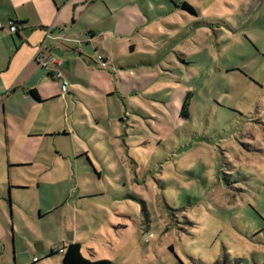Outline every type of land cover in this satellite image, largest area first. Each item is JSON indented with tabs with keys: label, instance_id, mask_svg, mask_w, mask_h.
I'll return each mask as SVG.
<instances>
[{
	"label": "rangeland",
	"instance_id": "obj_1",
	"mask_svg": "<svg viewBox=\"0 0 264 264\" xmlns=\"http://www.w3.org/2000/svg\"><path fill=\"white\" fill-rule=\"evenodd\" d=\"M95 8L70 106L44 107L60 133L28 138L43 166L10 189L9 264L76 242L110 264H264V0Z\"/></svg>",
	"mask_w": 264,
	"mask_h": 264
},
{
	"label": "crops",
	"instance_id": "obj_2",
	"mask_svg": "<svg viewBox=\"0 0 264 264\" xmlns=\"http://www.w3.org/2000/svg\"><path fill=\"white\" fill-rule=\"evenodd\" d=\"M131 1L0 0V264L10 263L8 229L23 221L21 211H15V201L9 218L10 189L14 198L22 188H31L33 181L26 180L20 169L43 166L38 164L44 161L42 151L28 138L59 134L54 127L47 128L51 115L44 107L52 106L58 98L63 109L70 106L69 89L63 96L61 88L63 80L71 86V45L81 42L80 51L84 52V46L96 42L84 39L94 28L90 22L99 20L96 5L103 4L104 11L115 17V11ZM10 22L18 26L16 33H11ZM39 50L47 66L35 61ZM53 59L60 64H51ZM56 71L63 74L62 80L55 78ZM32 90L37 91L39 100L31 95Z\"/></svg>",
	"mask_w": 264,
	"mask_h": 264
},
{
	"label": "trees",
	"instance_id": "obj_3",
	"mask_svg": "<svg viewBox=\"0 0 264 264\" xmlns=\"http://www.w3.org/2000/svg\"><path fill=\"white\" fill-rule=\"evenodd\" d=\"M30 93L35 99L39 100L37 91L32 90ZM64 249H66V252L63 254L62 264H110L107 260H91L86 258L82 253V246L78 242L70 243ZM51 254L53 253L51 252Z\"/></svg>",
	"mask_w": 264,
	"mask_h": 264
},
{
	"label": "built area",
	"instance_id": "obj_4",
	"mask_svg": "<svg viewBox=\"0 0 264 264\" xmlns=\"http://www.w3.org/2000/svg\"><path fill=\"white\" fill-rule=\"evenodd\" d=\"M9 26H10L11 33H16L18 31V26L15 24V22H10ZM101 60H103V59H101ZM35 61H37L38 63H41L43 66H47L48 65L46 60H44V57L42 55L41 50L38 51V53H37V55L35 57ZM51 64H53L55 66H58L60 63L57 60L53 59V62H51ZM101 64H102V67H104L106 63L105 62H101ZM55 78L62 80L63 79V74L60 71H56ZM68 86H69L68 81L63 80L62 88H61L63 96H65L67 94ZM65 252H66V249L63 248V249L60 250L59 253L64 254ZM34 261L36 262L37 259H35Z\"/></svg>",
	"mask_w": 264,
	"mask_h": 264
}]
</instances>
